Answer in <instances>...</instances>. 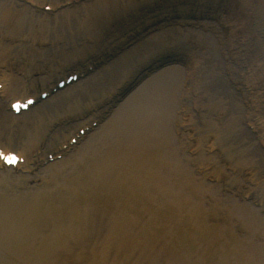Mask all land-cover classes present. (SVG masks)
<instances>
[{"label":"bare ground","instance_id":"1","mask_svg":"<svg viewBox=\"0 0 264 264\" xmlns=\"http://www.w3.org/2000/svg\"><path fill=\"white\" fill-rule=\"evenodd\" d=\"M20 1H25L29 5L39 9H41L42 5H45V2H50L49 0ZM69 1L71 0H58L55 4L50 2L47 5H51L53 7L52 11H56L61 5ZM211 1L213 0H208V3ZM100 2L110 10L112 3H109L107 0H100ZM243 3L245 7L254 8V12H258L257 15L264 18V0H261L255 7L252 0H243ZM18 5L14 0H0V23L14 26L15 31L13 32L15 33L22 31L26 25L29 26V23L37 22L40 24V27H30L22 41L24 43L17 48V44L0 45V65L8 64V68L5 71L0 70V80L3 82L2 94L7 100V102L0 101L1 107L7 105L8 102L11 105L16 100L31 97L25 87L28 81L18 79L12 73L13 57L16 59L18 54L21 53L22 58L18 60H24L25 57L29 59V62L34 67H37V65H42L40 61H43L44 46L50 43L44 28H48L51 20L42 19L31 12L43 15L50 14L41 13L27 5H21L24 10L18 11L14 8V6ZM93 8L96 7L90 5L86 8L87 18L82 25L84 27L82 35H88V30L92 27L90 24L92 15H90L88 21L87 19L89 12L94 13L92 11ZM70 9L61 10L55 15L56 19L52 22L58 23L57 27L59 28L60 26L67 28L72 25V22L76 23L78 17ZM29 11L30 13H25ZM211 16L212 18L209 17V19L218 21L216 14H211ZM26 17L31 18V20ZM95 19L94 27L96 25ZM170 20L160 22L163 23V26L174 24V21ZM187 25L190 29H195L190 31L189 29L182 30V33L189 36L186 41L188 48L181 54V62L183 65L187 64L184 71L181 66H178V61L171 62L169 58L164 60L162 64H156L152 70L146 67L142 69L145 54L141 55L136 49V46L143 45L149 56H153L152 51L161 45L169 44L171 48L172 44L176 43L175 40L179 38V34L175 37L172 36L169 41V36L166 32L156 33L155 29L157 27L151 26L143 28V33L145 34L141 35V42L137 41L139 35L130 37L132 34L127 32L123 36V39L126 38L128 40L130 51L125 56L122 54L124 57L120 56L117 59L118 61L122 58V61H118L122 66V74L135 52L134 61L131 65L135 71L137 70L135 82L142 80L148 73L147 81L143 83L145 86L143 88L139 87L141 89L138 92H134L131 97L129 96V100L120 106H117L115 103L113 104V107L117 109L113 111L112 116L102 125L99 131L96 130L90 137H87L88 134L84 136L89 138L91 145L89 147L86 145L87 147H84L81 151L79 150L80 160L76 164L60 171V177L57 178V183L54 186L45 187L39 191L34 190L28 195L17 196L8 201V195L4 193L2 186L12 181L10 179L12 177L8 178L7 175L0 179V214H18L24 208L30 207L27 219L29 223L25 222L30 226L20 224V227L29 228L37 226V229L29 237L24 236L9 239L2 232L1 227L4 226L5 218L1 215V262L4 264H119L120 257L114 252L110 253L105 250L103 248L104 243L107 241L117 242L121 238L122 241H125V238L122 237L123 220L127 224L129 235L132 238V242L129 241V244H138L139 231L135 229V220L131 217V215L136 216L133 209H137L142 214L147 215L149 211V198L146 188L153 182L156 186L165 187L167 185L166 181L158 183L156 177H153L152 180V173L159 172L161 175L172 179L174 176L176 177V172L170 171L168 167L162 166L161 163L165 159L173 161L172 154H176V150L178 152L180 150L181 153L184 152L185 148L183 145L185 143H183V140L186 142L185 147L189 154L188 157L186 156L187 162L184 159L182 163L184 175L180 182L186 188L188 187V194L191 197H197L200 187L209 188L204 182L198 183L199 176L196 174L193 175V178H188L193 164H195L193 171L195 168L201 171L210 168L209 172L211 174L220 173L218 182L222 183L229 180L228 182L232 186L238 188L242 186L245 178L260 179V181L264 178V169H262L263 167H259V165L264 166V161L261 160L255 163L253 160L244 158L242 162L239 161L241 164H238L235 161L234 148L228 147L224 143L226 135L230 137L234 134L240 136L242 133L245 134L246 130L244 129L247 128H243V126L249 123L250 126H255L257 130L256 133H250L252 135L249 140L251 145L255 147L259 143L263 148H255L252 154L259 153L261 156L262 153V156L264 155V92L252 94H248L247 92L248 88L254 89L257 86L259 78L262 79L261 86H264V49L262 52L259 47L255 48L252 46V42L246 43L244 46L238 45L234 37L235 33L238 32V27L234 29L235 24L228 28L223 26V33L216 24L208 20L206 22H199L197 25L189 22ZM131 26L136 27L134 24ZM162 28L165 29V27ZM196 29H202L203 32H197ZM206 32H210L209 35H212L213 38H219L217 44L205 35ZM229 32L232 36H230ZM173 33H175L174 30ZM223 35L228 36L233 42L222 40ZM6 37H8L9 43H13L10 39L12 38L11 36ZM101 39L102 36L99 37V40ZM109 40L116 43L114 37H110ZM182 40L185 39L182 38ZM142 42L144 43L140 44ZM120 45L122 48L126 47L127 42L125 41ZM7 46L10 48H6ZM53 46H56V44L54 43ZM106 46L103 45L102 48ZM240 49L245 50L236 53ZM250 49L253 51L251 52ZM55 50L58 51L56 54L62 59L68 56V53L59 46ZM109 52L112 53L113 49H110ZM222 52L225 53V57L229 61L223 60V69L225 73L230 75V78H232L230 81L232 84L234 83L233 85L237 87V91L242 96L243 104L241 105L236 97H234V94L231 93V90L226 89L223 91L226 87L219 86L223 69L219 66L218 60L220 59L218 58V54ZM71 56L76 60L63 65H68L66 68L70 67L71 69L79 66L83 71L85 70V66L90 63L89 59L93 58L89 52L84 51L81 47L74 48L71 51ZM259 56L261 68L252 70V66H254L252 62L259 58ZM94 57L98 58L99 56ZM86 58H88V61H85ZM241 60L246 63L247 68L242 65ZM190 61L194 62L191 66H188ZM21 67L25 71L27 70V67L22 66V64ZM160 68H163V70L155 75L157 77H152L151 74ZM49 69L51 70L50 73L55 74L54 65L50 66ZM41 71L42 74L45 73L43 67ZM134 72L130 71L124 77L120 76L118 78L119 81H117L120 83L117 85L118 88H114L113 92L108 96L106 95L107 97L104 99V102L106 99L111 98L122 86H125V89L129 90L132 85H127L129 82L127 80L133 78ZM237 72L238 77L236 76ZM255 74L257 80L254 77ZM53 77L54 75H52ZM183 81L186 82L187 89L183 87L182 91L179 88L183 84ZM114 82V79H110L108 82L105 81L104 85L110 87ZM115 84L113 87L116 86ZM86 86L88 87V85ZM89 88H91L88 90L89 92L93 91V93H89L90 96L86 99L89 105H79V113L76 115L71 113L74 112L75 108L70 110V114H67V117L65 116L69 120V123L59 128V131H64V135L59 137L60 139L66 138L69 134V129H73L71 127L73 125L72 121L85 115L86 117L90 116L92 122L98 121L96 118L99 114L106 116V111L110 110L108 103L102 102V97L99 98V94L100 96L103 94L102 89L99 92H95L94 87ZM71 90L72 87L60 92V95H67ZM34 94L37 93L34 92ZM124 95L126 97L125 91ZM78 96L81 95L79 94ZM97 98L99 99L97 100ZM86 107L87 109L96 108L97 113L95 115L87 113ZM82 109L86 112L81 111ZM176 110L183 113V119L180 117L179 120L175 119ZM219 110L221 112L216 115V112ZM1 111L2 116L6 120L27 117L29 114L21 113L20 117H16L13 114L10 115L4 112L2 109ZM197 111L207 114L204 116V120H207V125L202 130L194 125L192 121V117ZM243 117L245 120L242 119L240 124L239 119ZM30 118L28 126L31 128L29 132L31 138L27 141L24 140L23 146L14 145L13 134L8 136V141L1 140L0 138L1 143L4 144L2 145L8 152L18 150L24 155L29 154L32 156L37 150L40 151L43 148V145H40V143H46L43 138L48 136L45 130L47 122H44L41 117ZM214 118H227L226 123L223 125L225 128L219 130ZM157 119L158 123H156ZM68 120H63V123H67ZM1 123L0 129L3 131V122ZM79 125H82L80 127H84L87 124L80 121L77 128ZM22 130L24 131V127H22ZM174 138L175 144H173ZM58 146L59 143L55 147L58 148ZM235 149L250 153L247 143L240 144ZM194 151L196 152L195 157H190V153ZM179 157H182V155ZM179 157H173L178 162L175 163L173 161L178 169L181 166L179 160L183 159ZM58 164L59 162L49 164L48 166L51 167ZM250 164L251 166H249ZM225 169L230 174L226 173ZM60 178L62 179L61 183ZM135 189H139L143 193ZM187 197H182L183 200L181 202L184 205L186 204L185 198ZM216 197L221 198V195L218 193ZM107 200L113 204H106ZM238 205L245 211L246 209L251 211L248 208L249 203H238ZM105 210H110V212ZM200 210L201 205L199 203L197 207L188 213V219L195 222ZM263 211L264 208L258 211H251V215L246 212V215L242 218L241 212L237 210L235 216H237V221L239 220V228H242L240 236L234 230V225L226 222L223 223L225 226L222 232L214 231L213 233V229L206 231L207 237L211 241V248L216 253L222 251L220 264H264V216H260L259 218L256 215ZM215 217H218V215ZM240 220H243V222H240ZM101 228H105L104 233L99 232ZM11 241H14L16 245ZM19 245H25L29 249L26 248L27 250L24 251L23 248L25 247H19ZM120 251L122 252V243Z\"/></svg>","mask_w":264,"mask_h":264},{"label":"rangeland","instance_id":"2","mask_svg":"<svg viewBox=\"0 0 264 264\" xmlns=\"http://www.w3.org/2000/svg\"><path fill=\"white\" fill-rule=\"evenodd\" d=\"M49 1L55 4L58 0H49ZM107 1H109V3H112L110 10L107 7H105L103 3L100 2V0H77L70 7L71 8L70 10L74 11L78 19L76 23L72 22V25L67 28H62L63 26H60L59 28L57 27V25H59L58 23L52 22L54 19H56L55 15L57 13L52 14V15H43V14H38L37 12H31L33 15L41 17L42 19L51 20V22L50 24H48L49 25L48 28H44L45 34H47V36L49 37L48 41H50V43H48L47 46H44L43 48V61H40L43 66L37 65V67H34L32 63L29 62V59H26L24 56H23L24 60H18L19 58H22V56L20 55L21 53L18 54V57L15 56L16 59L13 57L12 73L18 79L28 81V83L25 84V87L27 91L29 92L28 94L33 96L34 92L35 93L41 92L45 90L47 86L51 87L58 80L63 79L65 75L68 74L69 72L80 71L81 68L79 66L78 67L75 66V70H73L70 67L66 68L68 65H63L67 62H72L76 60L74 57L71 56V51L76 47L77 48L81 47L84 51H87L92 55L93 58L89 59L90 63L95 58L94 56L101 57L102 55H103L102 60L103 61L107 60V62L106 64L102 66L103 68L100 67V68L95 69L93 73L87 74L77 84L75 83V85H72L71 86L72 90L69 92L70 94L68 93L67 95L61 96L59 92L55 96H52V98H50L48 101L43 102L40 105L36 106L34 109L30 110L28 112L29 114L27 117L24 116L19 119L6 120L1 114L2 112L1 109L4 112L9 113L8 112L9 102L7 105H4L3 107L0 106V123L3 122V126H4V128H2L3 131L0 129V138L2 140L8 141L7 139L8 136L10 134H13L14 135V145L19 146V147L23 146L24 140L27 141L29 138H31V136H29V132L31 131V128L28 126L30 124V119H31L30 117H35V118L41 117L44 122H47L45 126L46 127L45 130L47 131L46 134L48 136L43 138V140L46 143L43 142V143H40V145H43L45 149L49 150L57 146L58 143L62 144L61 142L68 141L69 140L67 139L68 136L74 137L78 131L77 121L76 120L72 121L73 125L71 127L73 129H69L68 131L69 134L67 135L66 138H62V139L59 138L64 135V131H59L60 130L59 128L69 123V120L65 118V116L67 117L68 116L67 114H70L71 109L75 108L74 112H71V113L76 115L77 113H79V105H82V106L89 105V102L86 99L87 97L90 96L89 93H93V91L92 92L88 91L89 89H91L89 87H94L95 92H99L102 89L103 94L101 96L99 94V98L102 97V102H104V99L111 92L115 90L114 88H118L117 85L120 84L119 82H117L119 81L118 78H120V76L124 77L130 71L131 72L135 71L133 66H131L134 61L135 52L131 56L130 63L125 68L123 74H122V66L118 62V61H122V58H120L117 61V59L120 56L121 57L123 55L125 56L126 54L129 53L128 51H130L128 50L129 49L128 40L126 38L123 39L122 34L126 35V33L129 32L130 34L133 35L131 37H136V32H137V35H139L137 37L138 42H141V35L145 34L143 33V28L151 27V26L157 27L155 29L156 33L166 32V34L169 36V41L172 36L175 37L177 36V34H179V38L175 40L176 43H174V45L171 43L172 44L171 48L169 44H166L163 46L161 45L157 49L155 50L153 49L154 50L152 51L153 56H149V54L146 52V48L143 47V45L136 46L137 51L140 52L141 55L145 54V60L143 61V65L141 68L143 69L145 67H148L150 70H152L154 69L153 65L157 63L162 64V62L166 60L167 58H169V60L171 58V62L172 60L175 61V60L180 59V56L178 54L188 48L186 41L189 38L187 34L182 33V30L189 29L190 31V30L195 29V28L193 29L189 28V26L187 25L189 22H193L195 23V25H197L199 22H204L201 20L198 21L197 19H198L199 14L202 16L203 14H205V12H207L208 9L212 13L218 12V10L216 11V6L218 7V5H216L215 2L213 1V4L212 2H209V4L211 5L207 6L206 0L205 1L204 0H178V1L177 0H117V1L107 0ZM229 1H235L240 9L243 8L242 15L236 18V19H242L238 24H236V25L241 26L242 33L238 34L237 36L236 35L234 36L238 45L247 42L246 32L252 30V32L254 33L253 36L251 35L252 44H258V45H261V47H263L262 42L264 43V18H261L260 16H258L257 15L258 12H254V8L248 11L245 7V4L243 3V0H229ZM252 1H253V6L255 7L261 0H252ZM47 3L49 4V2H46V4ZM17 4L19 5L14 6V8L18 11H23L24 9L21 7V5L23 4H20V3H17ZM90 5L93 7H96L92 9L94 13L89 12L88 14L87 21L89 20L90 15H92L91 22H90L92 27L90 28V30H88V35H82L84 33L83 32L84 27L82 25H83V22L86 21V18H87L86 8H88ZM84 12L86 15L84 14ZM25 13H30V11L25 12ZM238 14H240V12H238ZM194 15H196V17ZM221 17L222 16L218 18L219 19L218 21L220 22H217L214 20H208V21L216 24L219 30L223 33L224 32L223 26L228 27L229 25L228 23H226V21L228 20L226 19V21H223ZM26 18L31 20V18L29 17H26ZM94 19L96 22L95 27H94ZM164 20H170V21L173 20L174 24L163 26V23L161 22ZM219 23L221 24L219 25ZM132 24L136 25V27H132L131 26ZM138 25H139V28H137ZM32 26L40 27V24H38L37 22L29 23V26L26 25V27L23 28L22 31H19V33H15L13 32L15 31L14 26L12 27V25L10 24L3 25L0 23V34H1L0 35V45H3V44L4 45H12V44L16 45L17 44L16 46L17 48L19 45H22L24 43L22 42L24 39V36H26L27 30ZM162 27H165V29H163ZM178 29L180 30L177 31ZM173 30L175 31V33H173ZM196 31L203 32L202 29H196ZM209 34L210 32L205 33L206 36L210 37L217 44V41H219V38H213V36ZM6 36H11L12 38L10 37L9 38L13 41V43L12 42L8 43V37ZM100 36H102L101 40H99ZM230 36H232L231 33H230ZM110 37H114L116 43H113V41H110L109 40ZM182 38H184L185 40H182ZM222 40L233 42L226 35L222 36ZM125 41L127 42V45L126 47L122 48L120 44ZM54 43L56 44V46H53ZM143 43L144 42L140 44H143ZM103 45H107V46L105 48H102ZM57 46H59L62 50L67 52L68 56L65 57L64 59L60 58V56L56 54V52H58L57 50H55ZM8 47L9 46H7L6 48ZM110 49H113V52H112L113 56H111L109 52ZM241 50H245V49H240L239 52ZM176 52H178V54ZM218 58L220 59L218 60L219 66H221V69H223L224 68L223 60L224 61L227 60V58L225 57V53L224 52L219 53ZM85 61H88V58H86ZM21 64L22 66L27 67L26 71L21 67ZM53 65L55 66V70H56L55 74L50 73L51 70L49 69L50 66H53ZM42 67L45 72L44 74H42L43 70L41 71ZM162 70L163 68H160L159 70H155V72L151 74L152 77L158 74ZM182 70L184 71V69ZM64 71H67V72H64ZM136 73H137V70L132 75L133 76L132 79H128V80L126 79L127 81H129L127 85L132 84V82L136 80L137 78ZM108 74L110 77L108 76ZM236 74H237L236 76L238 77V72ZM52 75H54L53 78H52ZM147 76H148V73H147ZM147 76L144 77L143 80L139 81L136 84V86L132 87V89L130 90V93H127L128 95L126 97L123 96L124 93H122L123 97L122 98L119 97L118 99L114 101V103L117 106H120L125 101L129 100L128 99L129 96L131 97L134 94V92H138L141 88L145 86L143 85V83L147 81ZM156 77L157 76H155L154 78ZM221 77L222 79L220 80L219 86L226 87L223 91H225L226 89L231 90L232 91L231 93L234 94V97H236L239 104L240 105L243 104L242 96L237 91V87L233 85L234 83L232 84V82L230 81L232 80V78H230V75L225 73L224 69H223V72H221ZM110 79L115 80L114 84L117 82V84H115L116 85L115 87H113L114 84H112L110 87L109 86L107 87L104 85V82L105 81L108 82ZM184 81L181 87L179 88V90L182 89L183 91V87L186 88V82ZM85 84L88 85V87ZM79 94L81 96H78ZM99 98H97V100ZM0 100L6 102L4 99L0 98ZM117 100H119V102H117ZM83 102L85 104H81ZM113 104L111 106L109 105L110 110L106 111V116H104V114L98 115V117L96 118L98 120V126L95 128V130L99 131V129L102 128V125L105 124V122L112 116L113 111L117 109L113 107ZM157 105L159 106V104ZM229 108H231V106H229ZM86 110H88L87 113H91L93 115L96 114L91 109H87V107H86ZM81 111L86 112L83 109ZM109 112L111 113L109 114ZM219 112H221V110L217 111L216 115H218ZM175 113H176L175 119L179 120V117L182 115V113L179 112V110H176ZM206 115L207 114L204 112L197 111L192 117L193 124L196 125L198 128H200V130H202L205 125H207V120L206 121L204 120V116ZM214 119H215V122L218 124L219 130H222L225 128L223 127V125L224 123H226L227 118H214ZM242 119L245 120L244 117L239 119L240 124H241ZM63 120H68V122L66 124H63ZM81 121H83L84 124H89L90 122H92V119L90 116L86 117L85 115L81 117ZM156 123H158V119L156 120ZM22 127H24V131L22 130ZM243 128H245V126H243ZM244 130H246L245 134L242 133L241 136L234 134V135H231L230 137L226 135V138L224 140V143L226 146L234 148V157H235L236 163L241 164L239 163V161L242 162L243 161L242 159L244 158L253 160L255 161V163L261 160L264 161V155L262 156V153H261V156L259 153L252 154L253 150L259 147L258 145H255V147L251 145L249 140L252 137V135H250L247 129H244ZM92 133H95V132H92ZM183 143L186 144L184 140H183ZM243 143L248 144V149L250 151L249 154L245 153L242 150L235 149V147H239L240 144L242 145ZM87 144L88 146L90 145L89 138L83 141H80L79 145L73 146L71 153L67 155L68 157L62 160L58 165L51 166V167H49L48 165H44V167L37 166L36 169L34 168V171L30 175H19L12 171L0 172V179L7 175H8V178L12 177L10 178L12 179V181L4 184L2 186V190L9 197L10 195L14 193H31L34 190L39 191L40 189H43L45 187L54 186V184L57 183V178L60 177V174H59L60 171H62L64 168H69V166L71 167L69 161L78 160L79 150L81 151ZM173 144H175V138L173 140ZM185 144L183 145L185 148L183 153H181L180 150L179 152L178 150H176L175 152L176 154H172V156L179 157L180 155H182V157H179V158H183V160L185 159V161L187 162V157L189 153L187 151V148L185 147ZM190 157L192 156L190 155ZM191 163L193 162L191 161ZM194 166L195 164H193L191 174L198 173L197 172L198 169L196 168L193 171ZM249 166H251V164ZM252 167H256V166H252ZM259 167L260 168L263 167L262 169H264V166L259 165ZM206 178L209 179L208 176H206ZM61 182H62V179L60 178V183ZM243 184L240 188H237L236 186L227 185V182L225 184L222 183L221 185H224V186H218V189H216V191H218V193L221 195L223 201L211 202L213 197L211 195H207L204 197L205 202L203 203L204 208L207 211V213L213 216L212 217L213 221L219 220V221L234 225V230L237 232L238 235L241 234L240 232L242 231V228H239V220L237 221V216H235V213L237 212V210L245 215H246V212L251 215L252 214L251 211H258L262 209L260 207H250L249 206L248 208L251 211L247 209L245 211L244 209L238 206V203L242 200L241 193L244 190V188H242ZM106 204L112 205L111 201L109 200L106 201ZM225 204L226 205L229 204L230 206L228 208H225L226 206ZM231 207L235 208V210L233 209L231 211L230 209ZM105 211L110 212V210H105ZM1 215L2 214H0V217ZM217 215L218 217H215ZM256 215L260 218V216H264V211ZM142 220L143 219H141V221ZM139 222L136 225L137 230L141 227ZM240 222H243V220H240ZM224 226L225 225L221 226L218 223L213 229L214 231L222 232L224 231ZM154 231H157L156 227H154ZM104 232H105V228L103 230V233ZM153 241L155 243L158 242L155 238L153 239ZM11 242L14 243V245H16L14 241H11ZM160 245L163 251H166L168 253L169 251H171L172 249L171 247L174 246V243L171 242L170 245L168 246L160 242ZM19 247H25V245H19ZM26 248L29 249V247H25L23 248V250L26 251L27 250ZM128 248L129 250L122 249V252L120 251L121 249L120 245H115L111 248V253L114 252L115 254H117V256L120 257L119 264H167L168 263L166 260L157 262L163 255V253L161 252H151V251L146 252V249H144L143 247H136V246H129ZM202 258H203L204 264H218V262L221 259V255L216 253L214 250L209 249L202 253ZM0 264H4V263L0 261ZM179 264H191V260L189 259V260H186V262H182Z\"/></svg>","mask_w":264,"mask_h":264},{"label":"water","instance_id":"3","mask_svg":"<svg viewBox=\"0 0 264 264\" xmlns=\"http://www.w3.org/2000/svg\"><path fill=\"white\" fill-rule=\"evenodd\" d=\"M160 176H162V175L159 172L152 173V179H153V177H156L158 182L161 181ZM170 180L175 181L174 179H170ZM182 200H183V198L181 200H178V206H177V209L180 211V213L182 215V219L186 217V213H189L193 208L197 207L199 205V203H201V200L187 197V198H185L186 204L184 205L182 202H180ZM14 215H15V213L9 214V216L7 217L8 221L4 225V228H5L7 233L16 235L19 232V227H20L21 222L19 219H15ZM205 215H206V213L203 210H200L198 213L197 219H200V217H203ZM22 217L26 218V213H23ZM144 230H145L144 231L145 235H148V231L146 230V228ZM168 258L171 259V262H170L171 264H176L177 262H179L177 260V257L172 256V254L169 255Z\"/></svg>","mask_w":264,"mask_h":264}]
</instances>
